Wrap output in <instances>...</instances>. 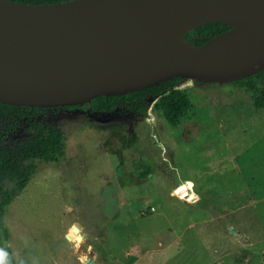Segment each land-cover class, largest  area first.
<instances>
[{
    "label": "rangeland",
    "instance_id": "374dc122",
    "mask_svg": "<svg viewBox=\"0 0 264 264\" xmlns=\"http://www.w3.org/2000/svg\"><path fill=\"white\" fill-rule=\"evenodd\" d=\"M262 90L264 69L239 83L181 81L189 107L176 123L161 96L145 114L87 103L23 121L7 144L50 125L64 132V152L36 160L7 207L0 248L12 262L0 264H264Z\"/></svg>",
    "mask_w": 264,
    "mask_h": 264
},
{
    "label": "water",
    "instance_id": "95a60500",
    "mask_svg": "<svg viewBox=\"0 0 264 264\" xmlns=\"http://www.w3.org/2000/svg\"><path fill=\"white\" fill-rule=\"evenodd\" d=\"M209 22L230 28L200 46L182 38ZM263 69L264 0H0V80L80 76L60 84L65 96L0 95L3 103L84 105L96 96L127 94L172 76L228 83ZM188 196L187 191L186 198H195Z\"/></svg>",
    "mask_w": 264,
    "mask_h": 264
},
{
    "label": "trees",
    "instance_id": "16d2710c",
    "mask_svg": "<svg viewBox=\"0 0 264 264\" xmlns=\"http://www.w3.org/2000/svg\"><path fill=\"white\" fill-rule=\"evenodd\" d=\"M26 4H48L67 0H9ZM230 28L219 22H209L195 27L183 34L182 38L196 46L204 44L211 36ZM263 70L236 80H250L259 76ZM187 80L180 76H172L152 86L117 96L100 95L89 103V109L94 113L110 114L115 111H130L135 114H145L149 102L163 97L164 117L170 123L178 122L188 109L189 105L176 87L181 81ZM253 103L256 108L264 109V90L255 96ZM87 104V103H86ZM85 105V104H84ZM84 105L56 106L62 108H82ZM46 107L19 106L0 102V235L6 240L8 230L3 222V216L9 204L22 193L30 177L36 170L35 161L58 162L63 156L65 141L64 132L56 126L43 127L41 124L37 133L29 138H21L12 144L6 143V137L14 133L23 121L36 122ZM149 168L141 172L143 177L149 174ZM10 183V186H6ZM0 257L8 263L12 262L8 245L0 248Z\"/></svg>",
    "mask_w": 264,
    "mask_h": 264
},
{
    "label": "bare ground",
    "instance_id": "6f19581e",
    "mask_svg": "<svg viewBox=\"0 0 264 264\" xmlns=\"http://www.w3.org/2000/svg\"><path fill=\"white\" fill-rule=\"evenodd\" d=\"M80 78L77 74H38L16 76L0 80V95L12 96L20 99H50L66 95L60 84ZM53 90L55 94H48Z\"/></svg>",
    "mask_w": 264,
    "mask_h": 264
},
{
    "label": "crops",
    "instance_id": "0c3cea01",
    "mask_svg": "<svg viewBox=\"0 0 264 264\" xmlns=\"http://www.w3.org/2000/svg\"><path fill=\"white\" fill-rule=\"evenodd\" d=\"M176 177H179L180 179H182L179 175L176 176ZM184 179H190V180H192L190 177H186V178H184ZM184 179H182V180H184Z\"/></svg>",
    "mask_w": 264,
    "mask_h": 264
},
{
    "label": "flooded vegetation",
    "instance_id": "af4514ba",
    "mask_svg": "<svg viewBox=\"0 0 264 264\" xmlns=\"http://www.w3.org/2000/svg\"><path fill=\"white\" fill-rule=\"evenodd\" d=\"M56 107V106H55Z\"/></svg>",
    "mask_w": 264,
    "mask_h": 264
}]
</instances>
